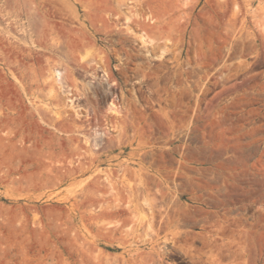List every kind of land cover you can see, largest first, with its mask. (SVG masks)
Masks as SVG:
<instances>
[{
  "label": "rangeland",
  "instance_id": "1",
  "mask_svg": "<svg viewBox=\"0 0 264 264\" xmlns=\"http://www.w3.org/2000/svg\"><path fill=\"white\" fill-rule=\"evenodd\" d=\"M0 264H264V0H0Z\"/></svg>",
  "mask_w": 264,
  "mask_h": 264
},
{
  "label": "bare ground",
  "instance_id": "2",
  "mask_svg": "<svg viewBox=\"0 0 264 264\" xmlns=\"http://www.w3.org/2000/svg\"><path fill=\"white\" fill-rule=\"evenodd\" d=\"M47 30V29H46ZM47 35H48V33H47ZM43 43V42H42ZM70 47V46H69Z\"/></svg>",
  "mask_w": 264,
  "mask_h": 264
}]
</instances>
